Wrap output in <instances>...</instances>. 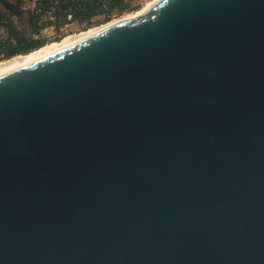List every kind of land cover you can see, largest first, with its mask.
I'll use <instances>...</instances> for the list:
<instances>
[{"label":"water","instance_id":"95a60500","mask_svg":"<svg viewBox=\"0 0 264 264\" xmlns=\"http://www.w3.org/2000/svg\"><path fill=\"white\" fill-rule=\"evenodd\" d=\"M0 264H264V0H159L0 77Z\"/></svg>","mask_w":264,"mask_h":264},{"label":"trees","instance_id":"16d2710c","mask_svg":"<svg viewBox=\"0 0 264 264\" xmlns=\"http://www.w3.org/2000/svg\"><path fill=\"white\" fill-rule=\"evenodd\" d=\"M0 61L27 55L40 49L39 36L48 27L60 29L76 23L90 28L95 19L107 20L129 11L126 0H0ZM29 34V36L27 35Z\"/></svg>","mask_w":264,"mask_h":264},{"label":"rangeland","instance_id":"374dc122","mask_svg":"<svg viewBox=\"0 0 264 264\" xmlns=\"http://www.w3.org/2000/svg\"><path fill=\"white\" fill-rule=\"evenodd\" d=\"M126 1L130 3L129 11L123 13L122 15L115 14L111 16L109 20H107L105 16L98 17L97 19H95L94 24L90 28H87L85 25H78L76 23L68 24L60 29H55L54 27H48L45 30H43L39 36H36L34 38L36 40L43 42L42 47L53 44H60L66 39L69 40L72 39L71 41H76L78 37L80 39V36L82 37L83 34L87 33L89 30H93V29L96 30L102 28L103 26H106L108 23L117 22L118 20L120 21V19L123 20L124 18L126 19L134 18L135 15L138 12L145 9L147 5L154 3V0H126ZM27 35L29 36L28 33ZM25 56L26 55H19L11 59H3L0 61V68H3V66L4 67L6 66L5 68H9L10 66L9 67L7 66L9 64L10 65L13 63L15 64L14 62L15 60L16 61L18 60V63H20L21 61L19 62L20 60L19 58L23 60Z\"/></svg>","mask_w":264,"mask_h":264},{"label":"bare ground","instance_id":"6f19581e","mask_svg":"<svg viewBox=\"0 0 264 264\" xmlns=\"http://www.w3.org/2000/svg\"><path fill=\"white\" fill-rule=\"evenodd\" d=\"M158 1L159 0H154V3H152L150 5H147L146 8L143 9L142 11L138 12L135 15L134 18H127V19L124 18L123 20L120 19V21L118 20L117 22L108 23L106 26H103L102 28H99V29H96V30H94V29L93 30H89L87 33L83 34L82 37L80 36V39L78 37V39L76 41H71L72 39L71 40L66 39L60 44H53V45L41 47L40 49L35 50V51L31 52L30 54L26 55L23 60H21V58H19L20 59L19 62L21 61L20 63H18V60L17 61L15 60L14 61L15 64L13 63V64H11V65L9 64L7 66V67L10 66L9 68H5L6 66L5 67L3 66L4 69L0 68L1 69L0 70V77H3V76H5V75H7L9 73H12V72H14V71H16L18 69H21V68H23V67H25L27 65H30L32 63H35V62H37V61H39L41 59H44V58H46V57H48L50 55H53V54H55V53H57L59 51H62L64 49L68 48V47H71V46L75 45L76 43H79V42H81L83 40H86V39H88L90 37H93V36H95V35H97V34H99L101 32L109 30V29H111L113 27H116L118 25H121L123 23L135 20V19L139 18L140 16L144 15L145 13H147L148 11H150V9L153 7V5L155 3H157Z\"/></svg>","mask_w":264,"mask_h":264},{"label":"crops","instance_id":"0c3cea01","mask_svg":"<svg viewBox=\"0 0 264 264\" xmlns=\"http://www.w3.org/2000/svg\"><path fill=\"white\" fill-rule=\"evenodd\" d=\"M0 12L4 13L5 12V9L4 7L2 6L1 2H0ZM3 37V31L0 30V38Z\"/></svg>","mask_w":264,"mask_h":264}]
</instances>
